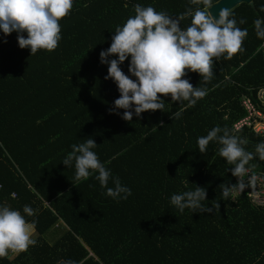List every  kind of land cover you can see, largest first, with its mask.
Returning a JSON list of instances; mask_svg holds the SVG:
<instances>
[{"label":"trees","instance_id":"obj_1","mask_svg":"<svg viewBox=\"0 0 264 264\" xmlns=\"http://www.w3.org/2000/svg\"><path fill=\"white\" fill-rule=\"evenodd\" d=\"M135 4L170 16L203 7L188 0H73L59 20L57 46L34 54L17 45L15 31L0 32V204L22 215L28 205L34 214L25 219L35 220V244L7 253L0 264H56L59 259L76 264H264V206L244 192L223 197L221 186L237 180L231 165L218 155L217 142L210 141L204 153L196 145L211 127H226L253 153L246 167L264 170L254 151L264 135L247 126L233 128L245 114L244 95L264 112L255 98L264 86V39L256 37L252 23L257 17L264 20L259 11L264 0L242 1L230 9L237 27L247 29L243 51L213 58V76L206 83L186 70L194 87L208 89L202 99L172 119L171 113L186 102L170 103L168 94L158 93L163 110H143L125 121L123 109L110 111L119 93L114 81L105 79L107 65L98 54ZM189 22L184 18L180 26ZM127 63L126 58L118 67L130 75ZM88 137L97 143L93 151L108 162L111 175L131 189L127 199L104 195L94 172L74 180V168L60 161L72 144ZM196 185L205 189L202 203L211 207L217 201L213 212H180L169 203L172 193Z\"/></svg>","mask_w":264,"mask_h":264},{"label":"clouds","instance_id":"obj_2","mask_svg":"<svg viewBox=\"0 0 264 264\" xmlns=\"http://www.w3.org/2000/svg\"><path fill=\"white\" fill-rule=\"evenodd\" d=\"M188 3L203 7L186 8L182 13L170 16L164 11H155L151 5L135 4L133 14L115 26L108 47L99 52L100 63L107 65L105 79L110 77L119 93L112 101L110 111L123 109L120 113L123 120L130 121L133 115L139 117L143 110H163L164 100L158 93L168 94L170 103L186 102L171 113L172 119L179 118L185 108H191L208 91L204 86L194 87L185 75L186 70L195 71L202 83H206L213 76V58L218 60L223 56L228 59L238 50L243 51L241 42L247 29L237 27L230 9L221 8L213 18L208 11L211 0H188ZM72 5L73 0H0V32L7 35L15 31L17 45L27 47L29 53L34 54L38 49L51 51L61 38L59 20L68 14ZM259 11L264 12V5ZM184 18H190V22L181 27L180 21ZM240 23H244L243 19ZM252 23L256 37L264 39V20L257 17ZM113 54L115 58H112ZM126 58L130 75L118 67ZM210 141L218 143V155L231 165L230 172L237 178L234 185L221 186L222 196L227 198L230 191L241 192L246 187L245 180L249 186L250 169L246 165L253 156L243 147L246 140L226 127L213 126L205 135L196 138L197 150L204 153ZM96 144L91 137L72 144L71 150L60 161L74 168V180L87 179L94 172L93 178L104 189V195L113 200L127 199L131 189L111 175V170L105 166L107 161L98 159L93 151ZM254 151L260 160H264V141L258 142ZM109 179L112 186H107ZM205 198V189L196 185L194 189L172 193L169 203L180 212L185 208L191 213L213 212L218 206L217 201L208 207L202 203ZM22 212L27 216L34 214L28 205L22 207ZM25 215L21 210L0 204V257L8 251H24L35 244L31 236L35 220L28 222ZM56 264L76 262L59 259Z\"/></svg>","mask_w":264,"mask_h":264},{"label":"built area","instance_id":"obj_3","mask_svg":"<svg viewBox=\"0 0 264 264\" xmlns=\"http://www.w3.org/2000/svg\"><path fill=\"white\" fill-rule=\"evenodd\" d=\"M131 79H135V77L131 76ZM255 98L264 107V86L257 89ZM241 104L245 109V114L233 123L234 130L247 126L254 132L264 135V112L255 105L249 96L244 95ZM247 179L249 186L245 180L246 187L241 192H244L255 205L264 206V170L259 172L249 170Z\"/></svg>","mask_w":264,"mask_h":264},{"label":"water","instance_id":"obj_4","mask_svg":"<svg viewBox=\"0 0 264 264\" xmlns=\"http://www.w3.org/2000/svg\"><path fill=\"white\" fill-rule=\"evenodd\" d=\"M242 1H249V0H217L209 6L208 11L213 16V18H216L218 11L221 8L232 9L234 6H236L238 3Z\"/></svg>","mask_w":264,"mask_h":264},{"label":"rangeland","instance_id":"obj_5","mask_svg":"<svg viewBox=\"0 0 264 264\" xmlns=\"http://www.w3.org/2000/svg\"><path fill=\"white\" fill-rule=\"evenodd\" d=\"M33 230H32L31 236H34V231ZM14 253H15V251H8V254L9 255H13Z\"/></svg>","mask_w":264,"mask_h":264}]
</instances>
